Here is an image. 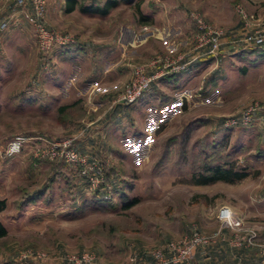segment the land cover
Segmentation results:
<instances>
[{
  "label": "rangeland",
  "instance_id": "374dc122",
  "mask_svg": "<svg viewBox=\"0 0 264 264\" xmlns=\"http://www.w3.org/2000/svg\"><path fill=\"white\" fill-rule=\"evenodd\" d=\"M104 1L76 0L66 13L63 0H44L42 23L61 44L42 53L22 16L30 0H0V264H72L69 253L88 254L94 264H207L206 248L222 230L234 238L216 218L222 206L262 245L264 49L242 41L254 26L245 27L236 9L264 31V0H117L103 16L78 9ZM194 18L221 30L216 53L195 47ZM182 53L195 63L183 69L187 79H175L183 70L164 74L169 79L150 94L149 86L132 104L116 103L135 68L148 75V62ZM16 137L26 140L9 154ZM65 139L100 165L95 188L62 160L34 156ZM225 162L245 177L189 179L202 165ZM192 230L218 235L172 261L166 244Z\"/></svg>",
  "mask_w": 264,
  "mask_h": 264
},
{
  "label": "built area",
  "instance_id": "2783aa9c",
  "mask_svg": "<svg viewBox=\"0 0 264 264\" xmlns=\"http://www.w3.org/2000/svg\"><path fill=\"white\" fill-rule=\"evenodd\" d=\"M10 1L19 3L21 0ZM30 2V13L22 12V16L33 27V33L38 49L42 53H46L53 45L57 43L61 44V39L42 23L44 0H30ZM236 11L245 27H248L249 25L254 26L252 32L243 34L242 41L250 46L264 49V31L263 29L258 28L257 20H255L252 15H247L242 8H237ZM194 20L196 22V30L193 35V41L196 44L195 47L205 50V53L207 54L216 53L221 45V30L205 24L198 18H194ZM5 27L6 22L0 20V31L4 30ZM181 58L182 57L179 56L176 59H168L166 57L159 58L148 62L146 66L151 68L155 65H160V75L177 73L183 70L191 62V60L181 62ZM158 75H146L143 66L135 68L133 70L132 78L126 85H124L117 95L116 103L122 105L132 104L140 98L144 92H146L152 81H154ZM226 122V125L234 124L233 120ZM25 140L26 139L23 137H16L8 144L7 152L9 154L19 152ZM73 145L71 139H65L60 142H50L46 144V149L41 150V148L37 147L34 151V156H47L50 160H62L68 165H71L76 168L78 176L86 181L88 188L93 189L101 181L102 169L98 162L79 152ZM216 218L221 226L227 227L233 232L234 238L232 239V243L234 245L242 244L244 246H252L256 244L254 242L256 236L255 231L251 228L243 227L242 221L229 208L225 206L220 207ZM217 235L218 230L209 235L201 234L196 230H192L187 237L181 238L176 242L167 243L165 246V252H173V256H171L172 261L181 260L188 257L197 246L208 243ZM262 246L264 248V240ZM200 252L203 253V250L201 249ZM36 255L38 257H43V253H36ZM155 257L161 259V261H165L163 250H157L155 252ZM66 260L72 264H81V262H83L82 264H94L92 262V257L88 254H83L81 256V253H69L66 255Z\"/></svg>",
  "mask_w": 264,
  "mask_h": 264
},
{
  "label": "crops",
  "instance_id": "0c3cea01",
  "mask_svg": "<svg viewBox=\"0 0 264 264\" xmlns=\"http://www.w3.org/2000/svg\"><path fill=\"white\" fill-rule=\"evenodd\" d=\"M185 54L186 53H182L181 57L183 56L184 58H186V60H188V58L185 57ZM189 58L191 62L188 64V67L185 70L190 69L191 67L190 64L192 65L195 64L193 63L194 59H192V57ZM185 70H183L181 73L175 76V79L178 82H180L182 78L187 79V76L185 75L186 72H184ZM159 71H160L159 65H155L154 67L149 68L147 70V73L148 75H152V74L158 75ZM168 79L169 78H167V76H163L159 74L150 84V88L147 91L148 94H150V91L153 88H155V85L163 86L162 85L163 81H166ZM160 86H159V91H160ZM97 118L98 116H96L95 120ZM258 237L260 241H262L264 238L261 234ZM195 257L198 258V255H196ZM205 260L207 264H264V248L262 245H259V243L254 247L234 246L230 238V232L227 230H222L220 236L215 241L208 244L205 252ZM50 264H60V263L56 262ZM178 264H191V263L186 262V263H178Z\"/></svg>",
  "mask_w": 264,
  "mask_h": 264
},
{
  "label": "trees",
  "instance_id": "16d2710c",
  "mask_svg": "<svg viewBox=\"0 0 264 264\" xmlns=\"http://www.w3.org/2000/svg\"><path fill=\"white\" fill-rule=\"evenodd\" d=\"M64 1V12H71L76 6V0H63ZM117 0H105L100 6L90 7L81 6L78 7L79 11L82 13L98 14L100 16L106 15L110 9L116 7ZM76 100L74 102L61 105L57 108V111L63 112L78 103ZM245 177V173L240 169L233 167L229 162L222 164H212V165H202L201 170L193 172L189 175V179L194 185H208L214 182H224V183H234ZM135 204L134 200H130L122 204L121 208L123 210L129 209ZM5 208L4 199H0V212ZM6 235V229L2 223H0V238Z\"/></svg>",
  "mask_w": 264,
  "mask_h": 264
}]
</instances>
